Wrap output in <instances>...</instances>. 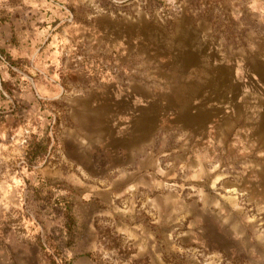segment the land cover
I'll return each mask as SVG.
<instances>
[{
    "label": "rangeland",
    "instance_id": "rangeland-1",
    "mask_svg": "<svg viewBox=\"0 0 264 264\" xmlns=\"http://www.w3.org/2000/svg\"><path fill=\"white\" fill-rule=\"evenodd\" d=\"M64 4L34 42L10 45L0 23V51L18 63L0 52V264H264L253 159L221 142L190 156L189 118L177 110L173 129L165 103L137 127L119 97L137 82L162 94L192 39L228 63L264 58V0ZM141 35L159 55L141 56Z\"/></svg>",
    "mask_w": 264,
    "mask_h": 264
},
{
    "label": "crops",
    "instance_id": "crops-1",
    "mask_svg": "<svg viewBox=\"0 0 264 264\" xmlns=\"http://www.w3.org/2000/svg\"><path fill=\"white\" fill-rule=\"evenodd\" d=\"M64 2L0 0V15H8L7 19L0 17V23L8 29L10 45L26 44L29 39L34 42L36 37L40 39L48 21L58 18L67 8ZM17 14L21 16L17 18ZM20 29L25 30L22 41L18 35ZM156 40L145 41L143 35L137 38L142 57L159 55ZM205 45L201 39H192L177 46L174 55L179 56L183 64L172 65L173 69L165 76L167 81L162 86V94L156 92L154 85L137 82L135 87L127 84L120 90V101L136 109L137 127L146 115H153V109L168 103V109L173 111V121L169 120L168 125L173 129L177 126V110L179 115L189 118V121L178 124H183L190 134V156H207L206 153L214 151L215 144L227 143L228 150L253 159L254 164H247L251 167L249 172L258 168L264 180V68L256 69L258 63H264V58L253 51L241 59L238 57L235 63H228L218 47L207 52ZM151 72L152 77L157 76V71ZM12 74L17 75V72ZM153 124L156 125L154 121L150 125Z\"/></svg>",
    "mask_w": 264,
    "mask_h": 264
},
{
    "label": "trees",
    "instance_id": "trees-1",
    "mask_svg": "<svg viewBox=\"0 0 264 264\" xmlns=\"http://www.w3.org/2000/svg\"><path fill=\"white\" fill-rule=\"evenodd\" d=\"M0 52L5 57V59L10 63L11 66H17L18 63L16 61H14V58H12L10 55H8L7 53H5L2 50ZM3 84L5 85V82H3Z\"/></svg>",
    "mask_w": 264,
    "mask_h": 264
}]
</instances>
